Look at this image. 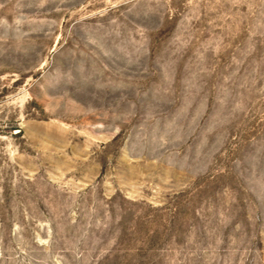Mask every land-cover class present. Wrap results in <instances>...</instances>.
I'll return each mask as SVG.
<instances>
[{
	"label": "rangeland",
	"instance_id": "rangeland-1",
	"mask_svg": "<svg viewBox=\"0 0 264 264\" xmlns=\"http://www.w3.org/2000/svg\"><path fill=\"white\" fill-rule=\"evenodd\" d=\"M0 264H264V0H0Z\"/></svg>",
	"mask_w": 264,
	"mask_h": 264
}]
</instances>
